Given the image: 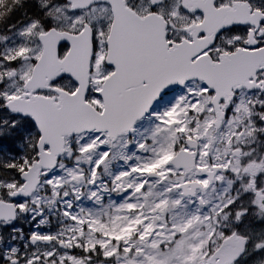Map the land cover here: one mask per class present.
I'll return each mask as SVG.
<instances>
[{"label": "snow or ice", "instance_id": "obj_1", "mask_svg": "<svg viewBox=\"0 0 264 264\" xmlns=\"http://www.w3.org/2000/svg\"><path fill=\"white\" fill-rule=\"evenodd\" d=\"M0 264H264V0H0Z\"/></svg>", "mask_w": 264, "mask_h": 264}]
</instances>
